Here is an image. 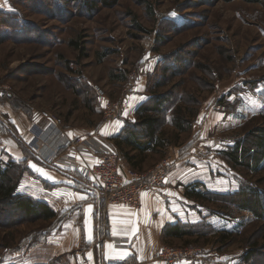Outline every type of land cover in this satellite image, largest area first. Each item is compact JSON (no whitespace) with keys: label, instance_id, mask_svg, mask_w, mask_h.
Segmentation results:
<instances>
[{"label":"rangeland","instance_id":"374dc122","mask_svg":"<svg viewBox=\"0 0 264 264\" xmlns=\"http://www.w3.org/2000/svg\"><path fill=\"white\" fill-rule=\"evenodd\" d=\"M156 100L164 102L159 133L169 142L149 154L140 171L125 161L120 170L142 177L166 160L177 161L166 179L176 172L183 181L185 219L177 225L191 234L163 237L160 252L199 250L185 261L203 264H264V219L227 199L253 191L264 198V154L254 170L228 157L250 148L264 128V0H120L111 8L97 0H0L1 125H10L8 114L24 120L39 115L49 125L55 119L63 133L74 128L82 138L95 135L107 143L99 134L103 125L133 122L140 103ZM109 106L126 111L106 120ZM179 109L191 122L184 133L171 124ZM108 146L103 151L117 152ZM4 151L0 141L7 163ZM50 226L0 202V264H32L31 248L38 249ZM249 249L257 254L245 261Z\"/></svg>","mask_w":264,"mask_h":264},{"label":"crops","instance_id":"0c3cea01","mask_svg":"<svg viewBox=\"0 0 264 264\" xmlns=\"http://www.w3.org/2000/svg\"><path fill=\"white\" fill-rule=\"evenodd\" d=\"M7 119L12 126L6 122L4 126L11 132L12 138L2 139L0 136L4 154L28 170L20 176L15 194L42 202L58 213V219L49 221L51 229L45 240L37 245L38 249L32 246V264H44L66 257L70 258L69 264H203L194 259L191 262L185 261L186 258L184 261H167L157 257L163 246L164 228L183 223L185 219L184 186L183 181L180 183L175 177L176 172L160 188L141 192L140 206L137 209L121 206L105 208L98 202L89 181L84 180L76 169L77 165L94 164L98 160L94 151L79 153L72 147H66L61 151L65 153L63 156L60 157V152L59 158L52 164H46L34 151L35 148L31 149V145L39 139L38 134L43 135L44 131L50 133L48 120L39 115L24 120L18 115L9 114ZM121 122L114 120L103 125L102 133L99 132L102 130L100 126L97 132L108 139L107 143L95 135L91 137L101 147L110 144L115 149L110 138H115L122 131L124 125ZM64 130L69 139L82 137V133L74 128ZM67 158H71L66 162L68 164L61 162ZM31 165H36L52 179L45 178ZM89 206L91 212L88 211ZM104 218H107L106 223H103ZM114 229L116 235H113ZM89 236L92 237L91 240ZM116 239L126 240L127 244L119 248L115 243ZM110 244L113 249L107 247ZM115 251H126L130 258L124 261L110 259Z\"/></svg>","mask_w":264,"mask_h":264},{"label":"trees","instance_id":"16d2710c","mask_svg":"<svg viewBox=\"0 0 264 264\" xmlns=\"http://www.w3.org/2000/svg\"><path fill=\"white\" fill-rule=\"evenodd\" d=\"M71 1L75 2L78 0ZM119 1L97 0L104 8L114 7ZM245 1L249 3L259 2V0ZM93 6L91 3L88 7L90 10H93ZM70 45L75 49H79L75 42H71ZM163 103L157 101L152 106L148 105L147 102L141 103L134 111L135 121H126L122 131L115 138H110L115 150H117L116 153L123 157L126 166L132 171H140L138 168L140 169L145 158L149 154L156 153L161 148H164L165 143L169 142L165 137L163 139V133H159L162 123ZM1 124L0 122V129L3 127L4 132L0 134H8L5 126ZM171 124L178 133H184L191 128L189 116L182 109L177 110ZM136 129H141L146 134L139 137ZM255 134L252 137L250 148L245 145L241 150L237 148L233 154L228 156L230 162L240 165L247 170H254L259 167L264 154V128L257 130ZM61 151L62 149L58 153ZM241 151L243 162H239V153ZM14 171H16L15 175L12 174ZM26 171H28L27 168L22 164L15 163L11 159L5 163L0 159V202H6L15 211L24 214L26 217L34 218L36 221L49 222L54 218L58 219V213L50 209L46 204L15 194L20 176ZM195 195H197L195 197L199 198L198 195L200 194ZM227 199H231L241 210L248 211L259 219H264V198L262 199L257 191H253L249 196L241 193L231 197L228 196ZM190 234L189 230H184L182 227L174 225L165 227L162 236L166 240H176L183 239L186 236H190ZM256 254V249H249L244 256L245 261L251 259Z\"/></svg>","mask_w":264,"mask_h":264},{"label":"built area","instance_id":"2783aa9c","mask_svg":"<svg viewBox=\"0 0 264 264\" xmlns=\"http://www.w3.org/2000/svg\"><path fill=\"white\" fill-rule=\"evenodd\" d=\"M93 91L96 94L100 103H103V91L98 86H93ZM102 108V106H101ZM111 111V112H110ZM126 111L125 107H107L106 120H114L116 117L123 115ZM51 130L49 135H39V139L31 145V149H38V154L46 164H52L58 157V152L66 147H72L76 152L85 153L89 149H93L98 156V162L92 165H77L79 175L86 181H89L90 186L97 193L100 202L105 207H127L137 209L140 206V194L145 190L158 189L164 183L166 177L174 171L177 166L176 160H166L159 167L152 170L142 177L132 172H122L120 166L124 164V159L116 152L103 151V147L94 143L92 137H78L69 139L56 124L53 119L52 124L49 125ZM35 151V150H34ZM69 159L61 160L65 164ZM129 191V195H122L124 191ZM117 247L123 248L127 244L126 240L116 239ZM165 255L160 252L159 258L172 261L175 259L191 258L198 255L199 250H190L189 252H170L164 249Z\"/></svg>","mask_w":264,"mask_h":264},{"label":"snow or ice","instance_id":"6c2138e0","mask_svg":"<svg viewBox=\"0 0 264 264\" xmlns=\"http://www.w3.org/2000/svg\"><path fill=\"white\" fill-rule=\"evenodd\" d=\"M69 135L71 136L72 134L69 133ZM31 167H33V168L35 169V171H37V172L40 173L41 175L45 176V178H47V179H52V177H51L48 173H46V172H44L42 169L36 167V165H31ZM81 199H84V198L81 197ZM88 211H89V212L92 211L91 206H89ZM113 235H116V230H115V229L113 230ZM91 238H92V237L89 236V240H91ZM107 247H108L109 249H113V245H111V244L108 245ZM109 258H110V259H115V260H121V261H124V260L130 258V254H129L128 252H126V251H115V253H114L113 255H110ZM131 258L134 259V257H131Z\"/></svg>","mask_w":264,"mask_h":264}]
</instances>
